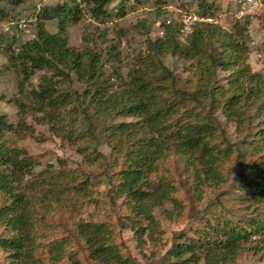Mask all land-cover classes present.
Returning a JSON list of instances; mask_svg holds the SVG:
<instances>
[{"label":"trees","instance_id":"obj_1","mask_svg":"<svg viewBox=\"0 0 264 264\" xmlns=\"http://www.w3.org/2000/svg\"><path fill=\"white\" fill-rule=\"evenodd\" d=\"M7 1L0 0V5ZM9 1L19 5L26 0ZM112 1L81 0L78 3L73 0L72 5L46 6L38 14L37 38L26 41L18 52L10 47L8 50L25 82L38 71L52 73L50 77L41 79L38 89L32 90L29 97L34 112L39 115L38 124L50 126L56 136L78 145V139L73 138V128L68 129L64 124L68 111L85 117L93 112L101 122L99 127L110 132L109 137L114 140L109 144L113 153L109 166L116 171L108 175L109 196L122 200L126 205L133 217L131 227L143 245L147 231L150 230L152 236L160 232V224L154 214L157 207L166 202H172L176 210L183 207L181 200L175 197L177 187L174 182L161 176L163 160L170 152L179 156L199 198H203L205 188L226 183V165L234 154L241 158L242 152L238 145H232L226 139L216 113L222 108L227 121L237 123L239 129L251 125L256 118L249 113L250 109L264 112V75L251 72L246 58H243L244 54L247 55L246 42L243 50V47L239 48L236 37H246L249 16L246 26H236V35L224 32L219 25L205 24L197 26L184 39L180 37V24L174 19L173 25L168 27L167 38L150 42L158 53L196 61L194 76L197 83L192 87L190 82L188 90L172 88L169 84L175 82V76L163 66L164 74L161 81L157 80V65L148 62H141L139 69L130 70L127 78L123 74L113 78L106 76L96 52L84 54L69 46L68 29L82 20L81 3L88 7L92 17L101 19L110 16L108 7ZM198 1L200 15L216 16L223 10L218 2ZM158 3L164 1L159 0ZM121 6L124 7L123 2ZM4 13L0 6V19ZM119 15L124 16L125 13ZM55 19L59 30L51 34L46 30L45 22ZM12 38L15 39L14 36ZM217 45L221 48L219 55ZM240 64L246 67L235 68ZM220 67L226 71L236 69L230 76L229 88L216 87ZM72 72L83 85V92H69L59 87L57 78H61L62 83L71 81ZM115 81L120 84L113 91ZM218 102L223 103L222 107ZM26 116L27 110L22 109L18 128L0 114V199H6V204L0 208V222L7 231V236L0 237V250L8 254V264H62L67 257L78 263L76 255L68 253V238L50 241L43 251L40 249L36 240L38 234L35 233L38 216L34 200L24 192L30 187L35 191L48 187L42 202L54 196L53 202L60 203V197L74 193L78 199L89 198L92 197L90 191L95 177L92 174L85 177L75 175L65 169L35 175L37 160L26 150L9 148L6 141H2L9 132L29 130ZM116 116L133 117L137 122L108 128L106 123ZM261 131L264 138V129ZM94 137L98 139L96 135ZM81 153L87 163L95 164L105 159L96 148H84ZM251 175L242 182V186L253 193L256 201L264 203V167L254 166ZM28 177L39 180L29 182L31 186L25 187ZM113 178H116V183ZM169 216L174 217L172 212ZM146 222L147 228L143 227ZM209 228L206 237L204 233L199 239L180 237L169 252L170 264H201L202 261L204 264H231L240 256L245 243L264 233V222L252 219L240 224L223 220L216 221ZM73 235L83 241L93 264H137L123 254L104 222H80Z\"/></svg>","mask_w":264,"mask_h":264},{"label":"rangeland","instance_id":"obj_2","mask_svg":"<svg viewBox=\"0 0 264 264\" xmlns=\"http://www.w3.org/2000/svg\"><path fill=\"white\" fill-rule=\"evenodd\" d=\"M72 1L26 0L22 4L13 5L8 0L0 5L5 10L3 14L5 16L0 19V114L7 117L9 124L19 128L21 111L25 109L27 110L25 120L29 127L26 132L7 133L2 141H6L9 148L23 149L33 156L38 162L35 168L37 176L44 171L65 169L75 175L85 177L92 174L95 177L90 191L92 197H89L92 199L85 197L78 199V195L74 193L60 197V203L53 202L54 196L42 202L41 199L48 187L36 188L37 191L32 187L26 188L24 194L34 200L33 204L38 216L36 221L38 230L36 229L35 233L38 234L36 240L41 246L40 249L43 251L50 241L68 238L70 240L68 253L76 255L78 263L67 257L62 264H93L83 241L73 235L74 230L80 222H104L111 229L115 242L120 245L126 257L129 256L137 264H170L172 258L169 252L180 237L199 239L201 233L206 237L210 232L206 233V230H210V225H215L216 221L231 220L243 224L257 219L264 222V203L256 201L253 193L242 186L243 181L251 178V168L264 167V138L261 135L263 132L261 130L264 129V112L257 108L250 109L249 113L255 115V121L239 129L237 123L227 121L221 108L216 113L218 121L230 144L240 147L242 157L234 154L226 165L224 169L226 183L205 188L203 198H199L194 192L191 180L187 178L179 156L170 152L163 160L161 176L174 182L177 187L175 197L181 200L183 207L176 210L172 202L157 207L154 214L160 224V232L152 236L150 230L147 231L143 236L146 243L140 244L135 230L131 227L133 217L126 205L122 200L109 196L108 175L116 171V168L109 166L113 160L112 147L109 144L114 140L110 139V132L106 128L102 130L99 127L101 122L93 112H89L85 117L84 114L75 115L72 114V110L68 111L64 124L68 129L73 128L75 134L73 138L78 139V145H73L69 139L56 136L50 126L38 124L39 115L34 112L29 97L32 90L38 89L41 79L45 76L50 77L52 73L47 70L38 71L30 81L25 82L9 54V47L18 52L26 41L37 38L38 14L42 8L62 3L72 5ZM76 1L81 2V0ZM158 1L113 0L108 7L110 16L101 19L92 17L88 7L81 3L82 20L78 25L68 29V44L84 54L88 51L96 52L104 66L106 76L111 78L117 74H123L124 78H127L130 70L139 69L141 62H148L157 65L155 75L157 80H160L164 74L161 67L163 66L175 76L173 84L167 83L172 88L176 86L187 89L190 82L193 87L197 83V78L194 76L196 61L172 56L170 53H158L150 42L169 36L167 32L162 34L161 31L164 30L163 21L171 15V12L177 14L178 10L195 11L200 6L199 1L162 0L164 3L161 4ZM122 2L124 7L121 6ZM218 5L227 11L223 17L218 18L219 26L224 32L235 34L238 24L246 26L248 20H239L229 14L231 6L228 3L220 1ZM123 12L124 16L119 15ZM249 21L245 31L246 37L242 39L241 36L235 35L239 40V48H242L246 42L247 55L244 54L243 58H246L251 72L264 75V8L252 14ZM21 22L28 24L26 30H19L16 26ZM45 27L49 33H57L58 20L45 22ZM13 36L15 39L12 38ZM218 48L217 45L219 55L221 48ZM245 67L240 64L235 68ZM235 71L234 68L226 71L220 67L217 71L216 87L229 88L230 76ZM57 80L60 81L59 87L62 90L84 91L83 85L77 81L73 72L71 81L62 83L61 78ZM119 84L120 82L115 81L113 91L118 89ZM218 103L222 107L223 103ZM130 122H137V119L116 116L108 121L106 126L109 128ZM94 135L98 137L97 140ZM84 148L98 149L105 159L95 164L87 163L81 153ZM35 180L39 178L28 177L24 186H29L28 183ZM112 181L117 182L116 178ZM5 201L6 199L1 197L0 208L6 204ZM169 212L173 213V218L169 216ZM143 227L147 228L148 223L146 222ZM2 236H7V231L0 222V237ZM242 249L240 256L231 264H264V233L245 243ZM7 256V253L0 250V264H8ZM201 264H204L203 261Z\"/></svg>","mask_w":264,"mask_h":264},{"label":"built area","instance_id":"obj_3","mask_svg":"<svg viewBox=\"0 0 264 264\" xmlns=\"http://www.w3.org/2000/svg\"><path fill=\"white\" fill-rule=\"evenodd\" d=\"M210 2H220L225 1L231 8L228 11L230 15L236 17L237 19H246L247 17L255 14L256 12L264 8V0H209ZM224 9L218 12L216 16L200 15L197 10H178L177 14L171 12V15L163 21L162 34L168 32V27H171L176 19L179 24V33L182 39L186 38L192 34L197 26L201 25H219L218 18L225 15ZM22 29L27 28V24L23 23L19 26ZM160 27V26H159Z\"/></svg>","mask_w":264,"mask_h":264},{"label":"clouds","instance_id":"obj_4","mask_svg":"<svg viewBox=\"0 0 264 264\" xmlns=\"http://www.w3.org/2000/svg\"><path fill=\"white\" fill-rule=\"evenodd\" d=\"M23 23L27 24L26 22H21V23H19L18 25H16V26L18 27L19 30H26V29L28 28V24H27V28H26V29H22V28H20L19 26H20L21 24H23ZM28 32H29V31H28Z\"/></svg>","mask_w":264,"mask_h":264}]
</instances>
